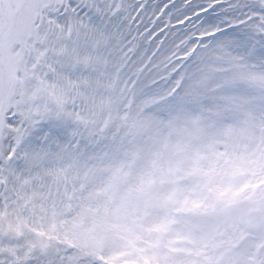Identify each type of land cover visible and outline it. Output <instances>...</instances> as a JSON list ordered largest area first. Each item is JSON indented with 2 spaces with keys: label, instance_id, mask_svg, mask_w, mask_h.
<instances>
[{
  "label": "rangeland",
  "instance_id": "1",
  "mask_svg": "<svg viewBox=\"0 0 264 264\" xmlns=\"http://www.w3.org/2000/svg\"><path fill=\"white\" fill-rule=\"evenodd\" d=\"M24 1L0 0V63L9 67L11 72L15 61L18 67L19 61L21 63L25 61L29 69L32 68L34 60L41 61L42 64L40 55H42L43 49H39V56H35L32 50H28L27 45H25V49H22L12 41L11 33L15 29L9 27L11 19H13L12 22L16 19L17 25H21L22 18L26 15L22 12ZM1 2H5V5L1 6ZM44 3L45 0H42L37 5L41 6ZM212 6L215 10L223 13L222 8L226 5L218 0H205L203 4L196 6V10L202 9L203 11L206 8H213ZM250 6L252 5L250 4L248 7ZM53 7L51 6V10L57 9ZM260 7L261 4L255 3L256 9H260ZM116 9L118 7L109 8L108 15L116 14ZM248 11L241 17H232L234 24H238L239 28H243V21L248 16H254ZM182 17L184 14L180 13L173 19L180 21ZM34 18L37 21L40 19L36 16L27 18L31 28H34V23H32ZM254 20H251V23ZM261 22L264 24V20L261 19ZM229 23L224 21L219 25L214 24L200 33L212 31ZM256 32L259 37H264V27ZM15 35L22 39L18 32H15ZM7 41H10L13 46L7 47ZM17 41L23 43L24 40ZM9 48L12 52H9ZM188 48L190 45L185 48L186 50L179 48L180 53L185 56ZM175 50L169 53L168 57L173 56ZM196 59L195 63L200 64L203 62L204 56L199 52ZM54 64L40 67L48 87L52 86L53 79L57 75L56 68L59 65L58 63ZM85 67L87 68L89 65L82 61L76 64L72 70L81 74L91 72V68L84 69ZM19 68L21 69V67ZM49 69L54 72H49ZM9 78V81L7 79L4 82L0 93V189L4 188V183L8 184L12 178H9L8 175H15L12 174L10 165H14V160L18 158V155L13 154H18L17 150L29 153V149L26 147L27 139L21 138L27 133L24 128L29 122V117L25 116L19 119L16 117L15 113H19V97L14 96L12 87L18 77L14 74ZM3 80H5L4 76ZM0 83L2 84V81ZM75 89L77 91L78 87L75 86ZM242 94L243 102L249 104L250 96L253 97L254 102H257L253 93L243 92ZM156 97L168 99V89L159 92ZM11 101L16 105H13ZM125 102L126 99L121 101L120 111L117 113L121 119ZM231 102H238L237 96L226 100L227 105ZM261 102L264 100L260 99L259 101V105L262 107L260 116H263V119L259 120V124L262 127L264 103ZM60 103L54 104V110ZM162 104L159 109L157 108V112L160 114V112L166 111V113L157 123L152 121V125H150L146 121L135 120L126 132H122V122H114L115 114L113 112L103 113L95 122L79 119L77 124L80 127L89 129L93 126L95 133L87 142L89 149L86 156L88 173L87 175L83 173L78 178L69 179L65 172H62L61 176L57 178L59 181L61 179L66 181L63 188L69 191L68 194L71 193V197H60L55 191L51 195L54 200L50 204V213L55 218L53 221H49L48 218L47 223L58 233V236H53V238L57 239V244L61 247L62 245L66 246L69 240L70 244L76 245L72 255V259L77 261L75 264H96L101 260L122 262V264H264V238L254 232L253 224L250 223L256 217H261L264 221L263 197L254 196L257 198L251 199L249 203L243 201L242 198L241 201L235 200L236 196H244L251 190L261 191L259 194L263 192L260 189L264 186V153L257 164H260L258 171L261 173L252 177L248 161L245 162L242 155L253 147L251 146L253 143L254 145L257 143V149L260 150V144L264 138H261V142H259L257 139L245 137L244 133L236 135L230 126L224 125L222 119L214 120L210 124L212 121L210 118L207 119L206 127L213 135L210 139L203 138L199 129L194 130L195 124L188 121V117L191 116L183 109L178 110V113H171L170 103ZM61 105L63 106V102ZM74 105L76 102H73L72 114L85 119L84 110L80 113L74 112ZM111 108L110 105L108 109ZM136 110L135 113L138 112ZM46 115L45 111L40 109L30 118L39 120L47 117ZM3 120L10 126L18 128L19 136L5 137L6 132L4 133L5 130H2L4 129ZM53 122H57V119ZM239 125L242 126L241 123ZM79 135L74 126L68 127L65 132V137L72 143L69 146L72 162L77 156L83 158L86 153L82 146L83 137ZM1 138L3 139L1 140ZM236 139H238L237 142ZM53 142L50 141L48 145L51 146ZM58 145L57 142L56 147ZM18 146L20 147L17 149ZM237 148L239 150H236ZM10 154H12L11 157ZM225 154L228 156L224 158ZM3 155L10 158V160L6 158L9 164L7 162V165H4L5 161L2 163ZM216 163L219 164L217 166L221 170L220 175L215 172L217 167L214 165ZM184 168L188 171L189 180L182 176L181 169ZM224 168L225 170H223ZM4 172L7 174L6 176L2 175ZM195 172L197 176L192 178L191 174ZM206 172L209 173L208 176L204 174ZM7 178H9L8 181ZM41 178L35 177L33 180H28L27 188L31 191L35 183L38 182L41 185L39 180ZM224 189L230 196L223 198L220 205L219 198L223 197L222 190ZM16 195H18L16 191H11L10 199H16ZM55 198L59 200V203ZM12 200L8 201L10 206L12 203L16 205ZM227 201H229L228 204ZM231 201L235 205V211L237 207L241 210L236 216L249 215L253 218L250 217L251 220L248 219L244 225L239 222V219L235 218L233 221L228 215ZM27 204L30 206L29 203ZM22 206V202H20V207L22 208ZM33 209L36 212L35 215L40 214L36 206ZM222 210L227 213V219L220 217ZM156 217H159L161 221H157ZM43 218L46 219V216L43 215ZM186 219L197 222L194 223L195 228L191 232L189 230L185 232L183 229ZM250 228L252 230L248 232ZM14 229V226H9L5 231L7 235L5 237H8L10 241L14 240L13 236L16 233L25 231L26 228L23 226L17 230ZM40 229L41 231L37 229L33 235L36 236V232L40 237L44 235V230ZM24 233L27 237L26 231ZM154 234L155 239H153ZM105 241L114 243V245H109ZM151 242L156 243L159 247H150L149 243ZM214 244L229 258L222 259L213 255L215 254ZM34 247L35 249H31L29 252L28 250L23 251L20 256L30 255L38 258L39 251L50 249L48 245L39 243ZM246 249L253 258L250 257L245 263L242 259L245 257ZM189 252L212 254L209 257L217 263L202 259H198V263L197 256ZM19 253L14 252L11 247H1L0 261L4 260L5 263V256L9 254L12 258L16 255L19 256ZM260 253H263V259L259 260L255 256ZM181 258L184 260H180Z\"/></svg>",
  "mask_w": 264,
  "mask_h": 264
},
{
  "label": "bare ground",
  "instance_id": "2",
  "mask_svg": "<svg viewBox=\"0 0 264 264\" xmlns=\"http://www.w3.org/2000/svg\"><path fill=\"white\" fill-rule=\"evenodd\" d=\"M41 1L42 0H40V2ZM46 1L47 4L51 3L54 4V6H56L58 2V0H54V2L52 0ZM203 1L205 0H200L197 5L203 4ZM82 2L87 3L86 9L92 7V10L88 15H92L95 10H101L102 12L100 17L92 18L87 26H84L83 23L86 17L83 14L84 10L81 12V15H76L73 11L70 12L71 14H68L67 17L58 19L57 17L49 15L48 12H46L45 7L39 9L37 12L35 2L30 7L29 12L24 16L22 24L15 29V32H25V39L27 45L31 48L30 50L39 53L38 46L35 44L33 45L32 43L34 37L39 39L38 45L42 43L43 45L40 46H44V48L51 47L50 51H53V58L59 65V79L56 85L48 87L46 82H36L29 78H27L28 82L25 85L22 86L20 83L15 85L13 92L15 94L14 96L19 95L20 97L18 103L20 105L19 109L22 117H31L34 110L42 109V107L45 110L51 109L55 103L60 101L62 94L66 93L67 96H69L66 100V109L69 111L66 114H61L59 111L52 112V115L57 117L58 124L59 121L61 122V133L58 135H52V139H50L53 140V138H55V142L59 143L58 147H55L57 149H55L53 145L48 152L46 145L49 142L44 147H42L37 140L28 143L29 157L26 165L29 164L30 166H21L18 168L16 175L9 180L10 189L19 192L20 196L16 201L14 200L16 206L13 205L8 217L3 219V217L0 216V249L1 246H6V248L11 247L12 249H21L23 252L35 249L34 246L38 243L53 244V236L51 232L48 231L46 233L44 241H38L39 238L34 237L33 231L35 230V226H41L44 229L49 226L48 223H44L43 215L46 216V219L49 218V221L53 220L51 219L52 213H50V204L54 199L51 198V195L56 192L60 197H70V194L67 193L69 191L63 188V180L61 178V181L57 179L61 176L62 172H65V175L68 176L69 179L78 178L83 173L86 175L88 173L86 156L89 149L87 147V142L95 133L93 132V126L89 129L80 127L77 124L79 119L86 122H95V120L103 115V113L113 112L115 114L114 122H122V127L127 129L129 124H125L123 116L121 119L119 114H117L120 111V101L122 98L127 99L128 95L135 94L136 104L133 109L135 111L136 108L143 104V102L149 98L157 96L159 92H162L164 89L163 87L168 80L167 75L170 70V68L168 69L169 61L172 58H178L183 55L180 53L179 48L183 49L182 45L186 38L197 35L191 32L193 28L187 29L183 32L176 30L174 33H177V36L173 37L172 35H169L161 52L155 56L154 61H152L148 69L142 71V61L143 59H147V53L149 50L153 49V44L149 41L150 34L147 32L146 27L147 23L154 21V5L150 4L148 9H146L144 16L139 17V19L143 18L144 23L141 28L136 30L138 31V34L134 36V31L131 29L133 25L129 24L127 20L132 11L131 9H133L136 4V0H124L121 6L118 5V1L116 0H84ZM255 3L264 5V0L230 1L222 8L224 10V15H222L221 18L219 16L217 18H206L205 22L198 27L199 29H207V27L212 25L210 24V21L215 23L224 21L232 22V17H241L248 10V12H251L252 15L255 16V20L252 23L245 24V27L234 31L233 33L221 36L216 39L211 47H208L207 50L201 51L200 54L204 56V60L202 63H197L190 68L191 72L190 75H188V79H185L186 82L182 92L173 97V100L179 98L173 102H166V104L170 103L169 108H171V113H178V110L183 109L189 114L191 117H188V121L195 124L194 130L199 129L203 138L208 137L210 139L213 135V133L206 127L207 119L209 118L212 120L210 121V124L214 120L222 119L224 125L227 124L230 126V129L236 135L244 133L245 137L257 139L259 142H261V138H264L263 126L261 127V124H259L262 112L258 114L262 108L259 105V101L260 99L264 100V38L256 35V31L264 27V24L261 22V19L264 20V12L256 9ZM74 4L75 3L71 5V8L74 7ZM250 4L252 6L248 7ZM108 7L112 9L120 7V10L118 12L116 10L115 12L118 14L116 19H110L108 14H106L105 17L103 16L104 13L110 11ZM182 7L183 4L178 3L168 10L163 20L160 21V24L170 15L178 16L182 12L185 13L189 11V9H184ZM107 8L108 10L105 11ZM37 15L42 17L41 28H38V30L30 28L27 20L29 16L35 17ZM57 24L62 25L61 29L73 28L75 30L70 41L67 40L69 29L68 31L65 29L62 33H59L60 28H57ZM50 26L55 27V33L52 34L53 37H50L49 33H47ZM210 32L211 31L200 35H207ZM215 44H217V46H215ZM11 46H13V44H11ZM131 46L135 48L139 47V50L135 53H131V50H129L130 48H133ZM214 46L215 49L212 48ZM174 49L176 50L173 52V56L170 55L171 57L167 59L169 53ZM131 54H133V58H130ZM127 60H132V62L129 65H125L124 63H126ZM81 61L92 65V74L81 75L72 70V65L76 66V63L78 64ZM21 69L27 77L35 78V75L27 70L26 64L23 65ZM139 72L142 74L140 80L135 88H131V84L129 83L130 79L132 76L138 75ZM2 73H4V68L2 69ZM155 74H159L162 81L160 85L151 86L152 76ZM254 80H256V82H254ZM4 81L5 80H3L0 85V93ZM72 85L79 87L78 94L72 89ZM243 92L253 93L257 102H254L252 96H250L251 100L249 104L243 102ZM236 96L238 102H231L229 105L226 104L228 98L233 99ZM72 101H78L81 103L82 111L84 110L85 112V119L71 113L70 110L72 109L70 106H72ZM11 103L16 105L12 101ZM110 105L112 108L109 110L108 108ZM153 109L146 112L144 117H149L157 123L162 116H165V112H160L161 115H158L157 110ZM100 110L101 112H98ZM140 115L141 113L139 112L137 115L133 113L131 120L137 117H142ZM259 116L260 118H258ZM33 122L29 125L35 124V121ZM239 123H241L242 126L239 125ZM71 126H74L78 130L80 134L79 136L83 137L82 146L85 148L86 152L83 158L77 156L73 162L70 158L71 153L69 150V146L72 143L67 137H65V132L68 127ZM3 127L4 129L2 130H5L6 132H4L5 137H17L20 134V130L14 126L4 124ZM235 141L237 142L238 139ZM263 142L264 139L262 144ZM262 144H260V150L257 149V143L256 145H254V143L251 144L253 147L251 149L249 148V151L242 155L245 162L248 161L247 163L251 168V177L261 173L258 171V169H260V164H257L263 156ZM236 150H239V148ZM1 152L3 153V151ZM227 156L228 154H225L223 157L225 158ZM3 158H5L4 155ZM4 165H7V161H5ZM217 165L219 164L216 163V165H214L217 167L215 172L220 175L221 170ZM223 170H225V168ZM181 171V173H183L182 176L189 180L187 169L184 168L181 169ZM204 174L206 176L209 175L207 172ZM2 175L6 176L7 174L4 172ZM191 175H193L192 178H194L197 176V173L195 172ZM35 177H42V184L39 185L37 182L35 183L33 190L28 191V180H33ZM260 190H263L261 194H259L261 191L251 190L244 196H236L235 200L241 201L240 199L242 198L243 201L249 203L251 199L257 198L254 196H262L264 204V186ZM222 192L223 197L219 198L220 205L223 198L230 196L225 189L222 190ZM20 199L26 200L37 207L40 213L38 217L41 223H38L37 221H27L24 217V210L19 206L18 201ZM228 203L229 201H227V204ZM240 211L241 210L238 207L235 211V205L232 202L228 215H230L233 221L235 218L236 220L239 219V222L243 225L248 219L251 220V218H253L249 215L236 216ZM226 215L227 213L222 210L220 217L222 219H227ZM155 219L161 221L159 217H156ZM24 223L28 236L25 237L22 242L15 243L4 237V233L8 226L11 224L24 225ZM194 223L197 222L195 220L191 221L186 219L183 225L184 231L186 232V230H189V232H191L195 228ZM250 223L253 224L254 232H257L264 238L263 219L261 217H256L252 219ZM46 230H50V228H46ZM251 230L252 228H250L248 232H251ZM155 238L156 236L154 234L153 239ZM107 243L109 245H114V243ZM149 245L153 248L159 247L154 242L149 243ZM164 245H166V243H164ZM214 248L215 254L213 255L219 256L222 259L229 258V256L219 250L215 244ZM49 252L50 253L46 259L40 257L36 263L44 264L51 262L52 264H58L60 261L66 263V259L61 256L59 250L51 249ZM189 253L197 256L196 260L198 263V259L204 261L211 260V257L209 256L212 254ZM250 257L253 258V256L249 255V252L246 249L245 257L242 260L246 263ZM180 260H184V258H181ZM212 262L217 263L215 260Z\"/></svg>",
  "mask_w": 264,
  "mask_h": 264
}]
</instances>
